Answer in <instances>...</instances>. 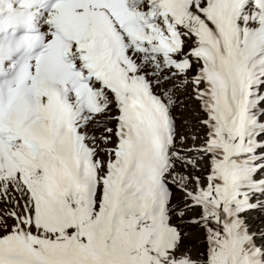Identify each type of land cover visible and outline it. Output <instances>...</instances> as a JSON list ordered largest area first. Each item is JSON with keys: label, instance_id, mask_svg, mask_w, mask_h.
Listing matches in <instances>:
<instances>
[{"label": "snow or ice", "instance_id": "1", "mask_svg": "<svg viewBox=\"0 0 264 264\" xmlns=\"http://www.w3.org/2000/svg\"><path fill=\"white\" fill-rule=\"evenodd\" d=\"M0 264H264V0H0Z\"/></svg>", "mask_w": 264, "mask_h": 264}]
</instances>
